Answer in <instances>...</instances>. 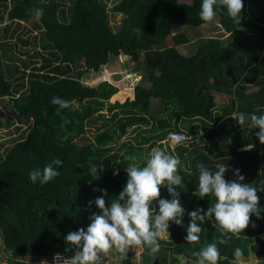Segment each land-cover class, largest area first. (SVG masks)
<instances>
[{
	"label": "trees",
	"instance_id": "obj_1",
	"mask_svg": "<svg viewBox=\"0 0 264 264\" xmlns=\"http://www.w3.org/2000/svg\"><path fill=\"white\" fill-rule=\"evenodd\" d=\"M189 1L119 0L112 11L122 19L112 31L103 0H0L4 9L0 34L6 35L12 23H28L39 32L40 48L29 53L24 50L26 40L17 38L27 61L14 55L11 70L2 49L7 42L3 39L0 44V99H9L10 113L26 126V132L0 156V238L10 264L24 257H71L73 251H65L66 235L86 230L91 215L100 214L94 202L102 195L100 190H107L106 206L122 191L129 163L124 157L135 155L143 164L150 149L162 148L161 143L162 149L180 159L178 174L183 183L176 190L185 212L181 225L170 222L169 235L159 240L155 256L143 248L141 264H181L180 257L195 264L192 253L216 241L214 221L207 219L197 221L202 229L198 243L185 240L188 213L198 208L206 212L213 202L212 197L193 195L199 164L212 171L217 163L227 165L224 178L228 181L238 169L243 183L264 188L259 129L241 127L232 118L240 112L264 115V0H243L239 24L225 9L217 8L214 19L227 39H199L192 52L183 56L176 49L190 41L184 34H172L173 27L195 29L209 24L198 15L202 0ZM38 8L44 14L36 20L31 10ZM167 38L169 46H165ZM119 58L138 66L141 82L133 85L132 99L109 103L117 88L106 81L90 91L91 98L78 93L88 73L97 74ZM29 65L33 67L27 69ZM248 86L256 90L248 92ZM71 94L75 95L71 108L59 109L51 103L53 97L65 99ZM216 95L227 97L218 108ZM153 100L157 102L154 117L150 114ZM96 122L100 123L97 132L84 139L87 126ZM64 128L71 133L67 140L62 139ZM134 128L136 135L126 138ZM170 133L183 135L184 141L168 142ZM247 146L251 149L245 150ZM55 158L63 162L60 175L44 185L33 184L29 173L42 170ZM93 164L103 168L98 176L89 171ZM116 169L119 174L114 176ZM160 192V198H172L166 188ZM257 195L261 218L252 215L239 237L218 245V264L235 262L236 248L243 250L242 259L254 256L264 264V191ZM152 209L155 214L158 201ZM120 264H133L131 254L120 258Z\"/></svg>",
	"mask_w": 264,
	"mask_h": 264
},
{
	"label": "clouds",
	"instance_id": "obj_2",
	"mask_svg": "<svg viewBox=\"0 0 264 264\" xmlns=\"http://www.w3.org/2000/svg\"><path fill=\"white\" fill-rule=\"evenodd\" d=\"M243 6V0H202L198 15L204 23H211L216 16V9L221 8L226 10L227 16L234 23L239 24ZM31 12H34L36 20L41 19L44 14L42 8L33 9ZM51 103L59 109L72 107L69 101L60 97H53ZM232 118L241 127L248 124L251 128H258L256 136L264 145V115H246L240 112L233 114ZM64 122L69 123L67 119ZM63 130L62 139L67 140L71 133L66 128ZM250 149L251 147L247 146L245 150ZM124 159L129 163L124 168L127 181L122 191L111 201L110 206H106L104 197L107 196V190H100L102 195L94 201L100 214L91 215V223L86 230L81 228L66 235L65 243L68 246L65 251L71 252L74 249V254L68 258L57 254L55 264L58 259H61L63 264H102L103 258L109 253H117L121 259H125L130 250L135 251L138 248H144L150 256H155L160 250L159 240L169 235L170 222L182 224L185 210L176 190L183 183L182 176L178 174L179 157L155 147L144 158L143 164L135 155H126ZM62 164L61 159H52L42 170H32L29 179L33 184H47L60 175L58 168L62 167ZM197 167L198 187L193 195L201 199L212 197L213 202L206 212L198 208L188 213L190 223L185 240L188 244L198 243L202 229L197 221H214V227L219 234L216 241L194 251L192 256L196 258L195 264H218V245L227 244L231 237H239L249 227L252 215L257 219L261 218L257 193L264 191V188L258 189L252 184L243 183L244 176L238 169L234 171L233 180H226L224 175L228 167L224 164L217 163L216 171L203 164ZM89 171L91 175L98 176L103 168L98 169L93 164ZM118 174L119 169H116L113 175ZM161 188H166L172 198H160ZM154 201H158L155 214L152 209ZM91 204L90 201L89 207ZM252 227H255V224H252ZM243 255L242 249L234 250L236 264H239ZM180 261L181 264H186L183 257H180ZM41 264H47V261H41Z\"/></svg>",
	"mask_w": 264,
	"mask_h": 264
},
{
	"label": "rangeland",
	"instance_id": "obj_3",
	"mask_svg": "<svg viewBox=\"0 0 264 264\" xmlns=\"http://www.w3.org/2000/svg\"><path fill=\"white\" fill-rule=\"evenodd\" d=\"M47 1V0H45ZM119 0H103L106 6L107 11V19L109 27L112 31H115L118 25L121 22V15L113 12V6ZM179 3L189 4V0H178ZM6 6H9V2L7 1ZM4 9L0 7V15L3 13ZM4 23H0V28ZM184 34L190 41L189 44L178 46L177 51L186 56L192 52L194 49V44L199 39H205L209 37L219 38L223 42L227 39V35L221 30L218 26L216 19H214L211 23L202 25L195 29H184L182 26L176 25L173 27L172 34ZM39 37V32L33 30L28 23H12L9 32L6 35L0 34V44H3L4 40H6V44L2 47L5 50L7 56L4 57L5 64L12 70L14 63L16 64L15 59L18 57L20 61H27L26 56H21L20 52L23 51V47L18 43L17 38L20 40H26L27 45L25 46L26 51L29 53L33 50H40L39 45L37 43V39ZM35 38V39H34ZM171 45V39L167 38L165 41V46ZM10 47V48H9ZM10 52L11 55L8 54ZM42 55H45L41 52ZM22 57V58H21ZM33 67V65H29L27 69ZM135 72L134 76L130 73ZM133 74V73H132ZM139 76V77H138ZM85 80L83 82V90L78 93L81 94L85 99L91 98L92 92H90L94 87H96L100 82L106 81L107 83L112 84L118 89L117 97L113 96L109 99L110 103L115 102H123L125 99H132V88L133 85L137 82H141L140 75L138 71V66L132 63H129L124 58L112 59L110 62L99 70L97 74L88 73ZM256 90L255 86H248L247 91ZM85 95H84V94ZM75 95L71 94L67 96L64 100L72 102ZM216 107H221L226 103L227 97L216 95L215 98ZM157 102L151 101L150 106V114L154 117L157 111ZM12 111L11 103L8 98L0 99V156L12 146L14 142H16L19 137L26 132V126L19 123L17 119L10 113ZM100 123L96 122L94 124H89L85 130L84 139L90 140L91 137L97 132L95 129L99 128ZM138 129H130L127 131V137L131 138L136 135ZM162 148H164L163 143H161ZM155 148V147H154ZM152 149V148H151ZM150 149V151H151ZM149 151V152H150ZM166 235L160 240H165ZM73 249V254H74ZM128 253L132 256L133 264H141V260L144 254L143 248H138L135 251L130 250ZM11 261V259H10ZM9 254L4 251L2 241L0 238V264H10ZM41 261H47V264H55V256L50 257L49 259L37 258V257H24L18 260V264H41ZM263 261L261 258H256L254 256H250L246 259H241L239 264H258ZM56 264H63L61 259H58ZM102 264H120V257L117 253H109L108 256L104 257L102 260ZM186 264H191L186 261ZM232 264H236L233 262Z\"/></svg>",
	"mask_w": 264,
	"mask_h": 264
},
{
	"label": "built area",
	"instance_id": "obj_4",
	"mask_svg": "<svg viewBox=\"0 0 264 264\" xmlns=\"http://www.w3.org/2000/svg\"><path fill=\"white\" fill-rule=\"evenodd\" d=\"M167 141L170 143H178L184 141V136L181 134L170 133L167 137Z\"/></svg>",
	"mask_w": 264,
	"mask_h": 264
},
{
	"label": "crops",
	"instance_id": "obj_5",
	"mask_svg": "<svg viewBox=\"0 0 264 264\" xmlns=\"http://www.w3.org/2000/svg\"><path fill=\"white\" fill-rule=\"evenodd\" d=\"M103 68H104V67H103ZM130 74H131L132 76L136 75V74H134V73H133V74L130 73ZM138 77H139V76H138ZM109 84H110V83H109ZM117 92H118V89H117ZM116 94H117V93H116ZM116 94H115V95H116ZM115 95H113V96H115ZM113 96H112V97H113ZM115 97H117V95H116ZM114 102H115V101H114ZM114 102H113V103H114ZM123 102H124V101H123ZM109 103H110V102H109ZM118 103H122V102H118Z\"/></svg>",
	"mask_w": 264,
	"mask_h": 264
}]
</instances>
